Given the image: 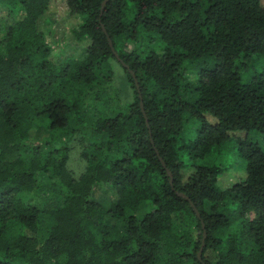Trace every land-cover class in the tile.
<instances>
[{
    "label": "trees",
    "instance_id": "obj_1",
    "mask_svg": "<svg viewBox=\"0 0 264 264\" xmlns=\"http://www.w3.org/2000/svg\"><path fill=\"white\" fill-rule=\"evenodd\" d=\"M58 1L0 0V264H264L263 1L63 0L76 55L53 53ZM107 38L132 89L110 114ZM73 137L91 148L76 178ZM230 139L244 176L219 187L202 160Z\"/></svg>",
    "mask_w": 264,
    "mask_h": 264
},
{
    "label": "rangeland",
    "instance_id": "obj_2",
    "mask_svg": "<svg viewBox=\"0 0 264 264\" xmlns=\"http://www.w3.org/2000/svg\"><path fill=\"white\" fill-rule=\"evenodd\" d=\"M63 0H59L57 3L51 5L50 11L52 14L48 15L47 25L52 30V35L57 40L56 45L53 47V53H64V54H74L75 49L73 47V37L70 33V29L75 26L79 19L77 16L72 18L64 17L62 15L63 11ZM263 4H264V0ZM260 60H255L251 65L250 69L247 72L242 73L243 79H248L253 71L259 66ZM122 65L119 63V59L115 58L108 59L103 65L101 70L98 72L99 78H108V87L107 92L111 90L115 91L116 99L106 98V105L102 108L104 112L110 114L111 111L121 107L130 101L132 97V89L130 84L127 82L126 75L121 67ZM116 101V102H115ZM87 113L90 116L95 117V109L96 107L93 105H88L86 107ZM97 112V111H96ZM196 123L190 119H186L184 122V126L182 129V134L185 137H192L194 135V131L196 128ZM48 131L45 128V124L41 122L37 124L34 132L30 136V143L38 144L42 141V138L47 135ZM55 131L53 133L54 140L57 142L58 139H63V133ZM247 138L250 141H254L258 143L260 146H263V138L257 132H249L247 134ZM91 153V148L87 141L78 140L77 137H73L68 141V151H67V160H66V169L71 173L73 177L79 176L85 168L86 154ZM203 163H214L221 166L222 171L217 178V185L219 187H223V183L229 185L233 181L238 178L235 176L237 173H242L244 176L243 167L244 162L238 156L236 151L235 142L233 140L226 141V144L223 145L221 151L219 153H213L207 158L202 160ZM240 176V175H239ZM54 189L49 187L46 192L41 193V200L43 202L44 207H52L56 204H59L61 200L56 196V193L53 191ZM137 215L139 212L136 213ZM248 217L251 218L252 215L248 214Z\"/></svg>",
    "mask_w": 264,
    "mask_h": 264
},
{
    "label": "water",
    "instance_id": "obj_3",
    "mask_svg": "<svg viewBox=\"0 0 264 264\" xmlns=\"http://www.w3.org/2000/svg\"><path fill=\"white\" fill-rule=\"evenodd\" d=\"M106 1H107V0H103V2H106ZM101 29H102V31L104 32L102 26H101ZM107 44H108V46H109V48H110V50H111L113 56H114L115 58H117V54H116V52L113 50V47H112L111 41H110L108 38H107ZM119 62H120V64H121L122 66H124V67L126 68V66H125L121 61H119ZM128 72H129V74H130V76H131V78H132L133 86H134V88H135V90H136V92H137L138 98L140 99L137 80H136V78H135V76H134V74H133V72H132L131 70H128ZM140 108H141V104H140ZM141 110H142V109H141ZM145 121H146V120H145ZM161 164L163 165V162H162V161H161ZM195 213H196V212H195ZM196 214H197V213H196ZM200 249H201V247L199 248V250H198V252H197V255H199V253H200Z\"/></svg>",
    "mask_w": 264,
    "mask_h": 264
}]
</instances>
